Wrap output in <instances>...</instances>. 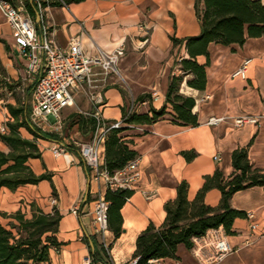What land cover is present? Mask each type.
<instances>
[{
	"label": "crops",
	"instance_id": "obj_1",
	"mask_svg": "<svg viewBox=\"0 0 264 264\" xmlns=\"http://www.w3.org/2000/svg\"><path fill=\"white\" fill-rule=\"evenodd\" d=\"M195 1L85 0L64 6L47 5L35 9L34 16L28 13L38 33L48 28L63 50L68 49L71 39L76 37L90 57L96 56L98 49L125 48V55L116 65L118 73H110L106 78L98 75L95 88L85 85L75 91L73 104L63 109L60 122L50 118L33 123L54 137L37 139L41 157L30 159L28 164L37 176L50 175L51 181L22 186L15 191L0 190L1 213L11 215L21 211L30 216V206L22 201L34 204L45 213H52L54 209L60 213L55 234L60 251L57 253L52 247L45 264H84L93 251L97 253V264H126L133 259L137 238L147 226L150 223L156 227L163 225L164 206L175 200L181 183L188 184V198L194 200L206 176L217 170L226 178L234 173L232 155L241 148H248L251 164L264 170V35L248 38L242 46L209 45L205 90L189 87L186 82L190 76L181 87L183 95L196 101L193 109L198 117L196 127L175 122V113L167 104L171 77L181 74L179 61L189 57L185 45H174L172 38L185 40L201 33ZM261 1L264 4V0ZM36 12L41 15L39 22ZM246 59L252 60L249 79H231V74ZM206 61L205 56L198 57L200 64ZM32 82L26 74V61L15 51L11 28L0 9V93L24 92ZM98 94L102 105L94 101ZM155 95L157 99L153 98ZM142 96H150V99L140 103ZM9 104L17 106L18 102L14 98L7 106ZM7 106L0 107L4 116H8ZM133 106L139 114H150L151 108L166 107V114L155 123L137 125L123 132L130 149L137 153L141 176L132 188V197L121 210L120 236L116 237L109 229L102 239L93 234L91 209L97 193L105 194L107 186L104 182L90 181L89 170L75 143L90 142L100 134V130H93L85 123L88 117L97 113L105 123L121 122L124 112ZM242 117H256L259 123L238 128L235 120ZM212 118L223 121L210 125ZM2 123L0 120V126ZM22 131L24 138L34 139L28 131ZM57 145L66 146L68 153L55 157L52 148ZM73 146L75 148L70 149ZM0 151L9 149L0 142ZM100 151L105 162L104 142L100 144ZM184 152H194L196 156L188 161ZM51 199L57 203L53 205ZM221 199V192L212 189L206 194L205 203L218 207ZM230 204L246 214L254 212L259 231L255 242L246 245L250 237L248 223L245 218L238 219L233 226L235 233H225L235 251L217 264H264V188L255 186L238 191L231 197ZM74 208L79 209L78 214L71 213ZM176 255L177 259L152 260L149 264H202L184 245L178 246Z\"/></svg>",
	"mask_w": 264,
	"mask_h": 264
},
{
	"label": "trees",
	"instance_id": "obj_2",
	"mask_svg": "<svg viewBox=\"0 0 264 264\" xmlns=\"http://www.w3.org/2000/svg\"><path fill=\"white\" fill-rule=\"evenodd\" d=\"M85 0H56L42 2L47 5L64 6L81 3ZM27 12L34 16L36 4L25 1ZM196 16L201 23V33L198 36L178 40L172 38L174 45L184 44L188 58L179 61L181 74L171 77L166 96L175 113L174 121L184 126L198 125V117L193 113L196 101L192 97L181 93L184 79L188 76L187 85L193 89L203 91L207 85L206 68L209 66V45L211 43L230 46H242L248 38L264 35V4L261 0H196ZM205 56V64L198 62V57ZM34 86L26 91L24 100L16 98L18 105H8L7 109L12 120L6 124L4 133L0 131V142L9 151H0V190L7 188L15 191L26 185H37L41 181H51L50 175L37 176L28 162L30 159L41 157L37 145L39 138H53L38 129L30 118V99ZM149 100L150 96H142L138 102ZM166 114V107L160 110L151 108L150 114H139L137 111L124 112L122 125L112 128L105 138V167L110 174L124 168L128 162L137 157V153L130 149L124 139L123 132L128 128L152 124ZM93 130L97 129L94 117H88L87 122ZM82 128V122H81ZM28 131L33 140L24 138L21 130ZM73 146L70 149H74ZM184 157L190 161L196 154L184 152ZM234 173L226 178L217 170L213 175L206 176L202 188L194 200L188 198V184L181 183L177 188L175 200L165 204L166 218L162 226L156 227L150 223L138 236L136 251L133 259L137 264H149L152 260L172 258L177 259L179 245L191 249L193 239L204 236L209 230L223 227L227 235H233V226L238 219L246 217V213L234 209L230 200L238 191L251 187L264 188V170L251 164L248 148L234 151L232 155ZM218 189L222 194L218 207H211L205 203L206 194ZM133 195L128 189H107L105 197L109 203V229L119 237L122 232L123 217L121 210ZM35 207V206H34ZM33 208V207H32ZM0 264H45L49 261L51 248L59 245L55 234L61 219L60 213L54 209L52 213H45L40 208L31 209L30 216L18 211L7 215L0 212ZM103 251L106 250L103 248ZM96 259V251L91 253Z\"/></svg>",
	"mask_w": 264,
	"mask_h": 264
},
{
	"label": "built area",
	"instance_id": "obj_3",
	"mask_svg": "<svg viewBox=\"0 0 264 264\" xmlns=\"http://www.w3.org/2000/svg\"><path fill=\"white\" fill-rule=\"evenodd\" d=\"M30 1L42 9L43 0ZM0 9L11 28L15 51L20 58L26 61V74L31 81L36 83L30 100V118L33 123L50 118L60 122L63 109L73 104L75 91L85 85L95 88L94 83L98 75L106 78L110 73H118L116 65L125 55L123 46L114 51L98 49L97 55L90 57L85 54L80 39L76 37L71 39L69 48L63 50L57 45L48 28L42 34L38 33L33 18L27 12L25 0H0ZM251 64V59L244 60L240 68L231 74V79L248 80ZM157 97L155 95L153 98L157 99ZM94 101L97 105L103 103L99 94L94 97ZM133 111H136L135 106L131 107L128 112ZM92 116L97 121V131L100 130V134H96L90 142L75 143L82 161L89 170L90 181L97 184L104 182L107 189L132 190L141 176L139 158L136 157L124 168L110 174L100 151V144L105 142L108 132L112 128H119L122 121L108 124L103 122L97 113ZM222 121V118H212L209 124L217 125ZM258 123L259 119L256 117H242L235 120V126L238 128L246 124L257 125ZM0 131L4 133L6 128L1 127ZM52 153L59 158L65 156L68 149L64 145H57L52 148ZM105 194L97 193L91 209L93 234L102 239L109 230V203ZM51 202L53 205L57 203L55 199H51ZM78 210L74 208L71 213L78 214ZM245 219L250 230V237L245 244L252 245L259 231V223L254 212H248ZM223 230V227L212 229L204 236L193 239L191 250L200 263L217 264L235 251ZM54 249L57 253L60 251L58 246H54ZM105 249L108 250L107 245ZM84 264L97 263L89 254ZM126 264H137V260L132 259Z\"/></svg>",
	"mask_w": 264,
	"mask_h": 264
},
{
	"label": "rangeland",
	"instance_id": "obj_4",
	"mask_svg": "<svg viewBox=\"0 0 264 264\" xmlns=\"http://www.w3.org/2000/svg\"><path fill=\"white\" fill-rule=\"evenodd\" d=\"M30 85H31V87L32 86H34V84H35V82L33 81L32 82V84L31 83H29ZM27 89H28V87L25 89V91L24 92H17V91H15V92H13L11 95H8V94H6L5 92H2V93H0L1 95H0V100H2V102H0V107L1 108H5L6 106H7V102L8 101H13V99L14 98H21L22 100H24V98H25V96H26V91H27ZM0 108V112H2V109ZM65 113V112H64ZM6 114H8V116L7 115H3V114H1L0 113V120L3 122L2 123V126H0V128L1 127H5L6 128V124L9 122V121H11L12 120V118H11V115H10V113H9V111L8 112H6ZM4 116V117H3ZM62 117V116H61ZM31 122H32V120H31ZM33 123V122H32ZM6 131H7V129H6ZM21 132H23L22 130H21ZM22 134V133H21ZM24 200H27V199H24ZM21 203H26V204H28L29 206H30V209H37V208H39V207H34L35 205L34 204H29V202L28 201H22ZM33 207V208H32ZM27 215V214H26ZM28 216V215H27ZM7 221L6 220H4L3 221V223H6ZM108 250H109V248H108ZM107 252V251H106Z\"/></svg>",
	"mask_w": 264,
	"mask_h": 264
},
{
	"label": "water",
	"instance_id": "obj_5",
	"mask_svg": "<svg viewBox=\"0 0 264 264\" xmlns=\"http://www.w3.org/2000/svg\"><path fill=\"white\" fill-rule=\"evenodd\" d=\"M41 19V15L39 12H36V21L39 22Z\"/></svg>",
	"mask_w": 264,
	"mask_h": 264
}]
</instances>
